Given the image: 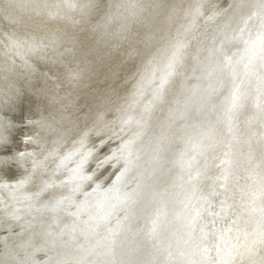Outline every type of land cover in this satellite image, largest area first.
Returning a JSON list of instances; mask_svg holds the SVG:
<instances>
[{
    "label": "water",
    "instance_id": "obj_1",
    "mask_svg": "<svg viewBox=\"0 0 264 264\" xmlns=\"http://www.w3.org/2000/svg\"><path fill=\"white\" fill-rule=\"evenodd\" d=\"M0 264H264V0H0Z\"/></svg>",
    "mask_w": 264,
    "mask_h": 264
}]
</instances>
